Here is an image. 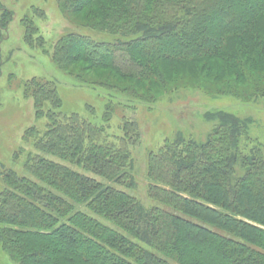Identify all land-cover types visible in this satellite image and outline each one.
<instances>
[{"label": "trees", "instance_id": "1", "mask_svg": "<svg viewBox=\"0 0 264 264\" xmlns=\"http://www.w3.org/2000/svg\"><path fill=\"white\" fill-rule=\"evenodd\" d=\"M56 3L65 16L84 15L82 26L126 38L61 39L52 58L61 70L82 63L113 75L90 83L68 73L81 83L144 104L181 88L243 99L251 86L252 97L264 98V0ZM217 15L219 27L204 22L192 33ZM174 42L180 48L170 50ZM157 45L156 55L144 53ZM24 91L46 125L23 136L37 153L26 155L28 176L2 173L0 251L12 262L264 264V145L249 138V121L208 113L214 125L203 142L176 134L149 154L147 194L160 207L145 208L130 194L129 148L140 138L134 122L124 121L122 137L110 138L76 114H61L52 83L33 80ZM110 113L106 108V122Z\"/></svg>", "mask_w": 264, "mask_h": 264}, {"label": "rangeland", "instance_id": "2", "mask_svg": "<svg viewBox=\"0 0 264 264\" xmlns=\"http://www.w3.org/2000/svg\"><path fill=\"white\" fill-rule=\"evenodd\" d=\"M239 5L241 9L242 5ZM83 16L70 18L63 15L56 0H0V193L6 188L2 173L11 171L18 176H28L23 170L26 155L37 153L31 143L24 141L23 136L30 128L43 132L46 125L44 118H36L33 101L25 95L26 85L33 80L54 85L61 102V114H76L104 129L110 138L122 137L121 126L124 121L135 123L140 138L129 148L134 179L130 194L145 208L160 207L147 194L151 184L147 178L148 155L156 154L163 143L176 134L203 142L214 125L213 121L206 120L205 115L208 113L221 111L235 115L241 121H249V138L264 145V98L252 97L251 86L246 87L249 93L243 99L223 95L222 92L216 94V90L207 94L199 89L181 88L144 104L113 90L86 85L79 82L76 76L68 74L80 73L84 81L86 79L92 83L106 76L111 78L113 75L106 70L89 71L87 65L82 63L69 66L66 72L61 70L52 58L55 47L64 37L76 36L101 44L126 41V38L82 26ZM215 18L200 21L192 33H199L204 22L211 27H219L218 15ZM4 19H7L6 26L3 25ZM161 47H148L144 53L156 55ZM176 48H180V44L172 43L170 50ZM114 80L110 82H116ZM106 108L112 112L107 122ZM46 158L62 163L54 157ZM84 174L100 180L91 173ZM0 264L16 263L0 251Z\"/></svg>", "mask_w": 264, "mask_h": 264}]
</instances>
